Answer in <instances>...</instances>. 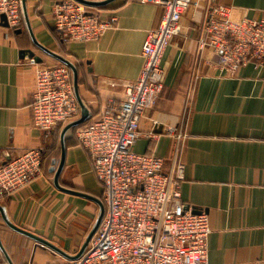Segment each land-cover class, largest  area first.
I'll return each mask as SVG.
<instances>
[{"label": "crops", "instance_id": "1", "mask_svg": "<svg viewBox=\"0 0 264 264\" xmlns=\"http://www.w3.org/2000/svg\"><path fill=\"white\" fill-rule=\"evenodd\" d=\"M56 1L26 0L27 18L39 44L76 66L77 91L90 122L124 97L122 82L138 77L141 45L147 31L158 25L163 8L115 0L98 11L103 18L116 17L99 38L63 42L52 22ZM215 2L228 6L233 20L264 18V0ZM205 6L202 0L181 15V32L170 39L161 59L163 90L144 111L132 150L161 157L165 171L175 162L183 165L180 197L208 218V264H264V66L248 63L228 73L215 64L211 48L198 47ZM22 49L32 50L40 60L32 58L31 63L27 54H19ZM56 61L32 44L25 22L17 30L0 19V154L6 158L40 148L46 158L42 174L1 197L0 206L14 225L74 254L91 230L87 226L97 217L98 206L54 187L52 156L56 142L60 152L65 124L59 131L55 126L41 130L33 125L30 112L37 64ZM167 126L182 129L185 138L165 133ZM73 131L66 134L64 167L74 170L75 189L100 198L101 184ZM73 228L77 233L71 239ZM0 240L13 264L66 260L12 230L1 215Z\"/></svg>", "mask_w": 264, "mask_h": 264}, {"label": "built area", "instance_id": "2", "mask_svg": "<svg viewBox=\"0 0 264 264\" xmlns=\"http://www.w3.org/2000/svg\"><path fill=\"white\" fill-rule=\"evenodd\" d=\"M136 1L163 8L158 25L147 31L141 45L139 75L122 82L124 97L119 102L109 104L75 133L101 184L103 217L77 258L45 264H208V218L204 212L194 213L180 197L183 165L175 162L165 171L161 157L132 150L144 111L164 87V50L180 34L183 12L202 0ZM205 1L198 47L211 48L215 64L228 73L248 63L264 66V18L233 20L228 6ZM1 14L13 29L24 24L21 0H0ZM52 22L61 41H89L111 28L116 17L103 18L76 0H58L52 6ZM30 62L35 63L32 58ZM30 112L33 125L41 130L79 116L65 65L37 64ZM164 132L179 140L186 136L176 126H167ZM41 155L40 148L23 149L6 158L0 154V197L42 174ZM0 264L7 263L0 259Z\"/></svg>", "mask_w": 264, "mask_h": 264}, {"label": "water", "instance_id": "3", "mask_svg": "<svg viewBox=\"0 0 264 264\" xmlns=\"http://www.w3.org/2000/svg\"><path fill=\"white\" fill-rule=\"evenodd\" d=\"M25 1L26 0H21V8H22L24 22L26 24V28H27L28 34L30 36V39L32 41V44L35 47H37L38 49H40L41 51H43L48 56L56 59L57 62L65 65L70 70L75 98L77 100V103H78L79 109H80L79 116L77 118L72 119L71 121H68L67 123H65V125L62 127V129L60 131V134H59L60 156H59V160H58V165L55 169L53 168V166L50 168V171L53 172L52 183H53L54 187L61 192H64V193H67L70 195H74V196H79V197H82V198H85L87 200L94 202L98 206V214H97L96 220H95L91 230L88 232V234L85 237L84 241L82 242L79 250L74 254H69V253L63 251L62 249H60L59 247H57L56 245H54L52 242L48 241L47 239H45V238H43V237H41V236L31 232V231L25 230L19 226L14 225L13 223H11L7 219L4 208L2 206H0V215H1V218L3 219V221L5 222V224L8 227H10L12 230H14L20 234H23V235L35 240L36 242L48 247L49 249H51L54 252H56L57 254L61 255L65 259L71 260V259L77 258L83 252V250L85 249L86 245L88 244L90 238L92 237V235L96 231L98 225L100 224L101 219H102L103 214H104V205L98 196L92 195L90 193L84 192V191L79 190V189L64 186L60 183V180H59L62 169H63L64 164H65V154H66L65 138H66V134H67V132L73 130L79 124L87 121V119L89 118V111H88V108L85 106V104L83 103V101L81 100V98L78 95V91H77L78 80H77L76 66L71 61H69L68 59L62 57L61 55H59V54H57V53H55V52H53L47 48H45L44 46H42L41 44H39L37 42V40L35 39L32 31H31L30 25H29V21H28L27 14H26ZM76 1L79 2L80 4L86 6V7L100 8V7H106L108 4L112 3L115 0H100V1L76 0ZM0 19L2 20V23L5 26H8L4 15L1 14ZM19 54L20 55L27 54L30 58H33L36 61L40 60L38 57L35 56L34 52L30 49H22V50H20ZM193 212L199 213L200 211L194 210ZM0 253L3 255L4 260L6 261L7 264H13L9 255L7 254L6 250L3 247L1 240H0Z\"/></svg>", "mask_w": 264, "mask_h": 264}, {"label": "rangeland", "instance_id": "4", "mask_svg": "<svg viewBox=\"0 0 264 264\" xmlns=\"http://www.w3.org/2000/svg\"><path fill=\"white\" fill-rule=\"evenodd\" d=\"M55 127L59 131L60 128H61V124H58ZM68 133H70V131ZM71 134H73V133L71 132ZM59 156H60V152H59L58 142H56V144L54 146V153H53V156H52L53 157L52 158L53 159L52 160L53 161L52 162V166H53L54 169L58 165ZM73 175H74V170L71 167H69V168L63 167L62 172H61V175H60V179H59L60 180V183L62 185H64V186H67V187L76 188L75 187V184H74V182L72 180ZM95 220H96V218L93 217L92 220H91V222L87 226V230H89L93 226ZM71 232H72L71 233L72 235L70 236V238L73 239L75 237V234L77 233V229L73 228Z\"/></svg>", "mask_w": 264, "mask_h": 264}, {"label": "trees", "instance_id": "5", "mask_svg": "<svg viewBox=\"0 0 264 264\" xmlns=\"http://www.w3.org/2000/svg\"><path fill=\"white\" fill-rule=\"evenodd\" d=\"M103 8H105V7H100V8H94V7H87V9L89 10V11H93V12H98L99 10H101V9H103ZM57 62V61H56ZM93 121V120H92ZM92 121H90V122H92ZM89 121H85V122H83V123H81V124H79L78 126H76L75 128H74V132H76V131H78L79 129H81V128H83L84 126H86L87 124H89L90 123ZM45 154L42 152V155H41V170H43V163H44V161L46 160V158H45V156H44ZM48 155V154H47ZM1 198V197H0ZM0 259L1 260H3L4 261V259H3V257L1 256L0 257Z\"/></svg>", "mask_w": 264, "mask_h": 264}]
</instances>
